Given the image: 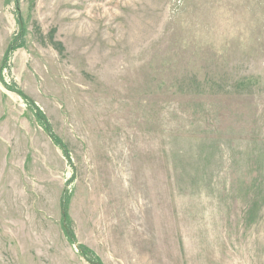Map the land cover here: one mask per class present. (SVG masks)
<instances>
[{
    "label": "rangeland",
    "instance_id": "1",
    "mask_svg": "<svg viewBox=\"0 0 264 264\" xmlns=\"http://www.w3.org/2000/svg\"><path fill=\"white\" fill-rule=\"evenodd\" d=\"M0 264H264V0H0Z\"/></svg>",
    "mask_w": 264,
    "mask_h": 264
},
{
    "label": "trees",
    "instance_id": "2",
    "mask_svg": "<svg viewBox=\"0 0 264 264\" xmlns=\"http://www.w3.org/2000/svg\"><path fill=\"white\" fill-rule=\"evenodd\" d=\"M63 215L66 217L67 215V206L65 205L63 208Z\"/></svg>",
    "mask_w": 264,
    "mask_h": 264
}]
</instances>
